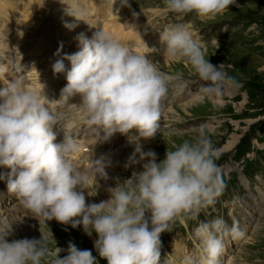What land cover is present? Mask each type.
Listing matches in <instances>:
<instances>
[{
	"label": "clouds",
	"instance_id": "9594fccd",
	"mask_svg": "<svg viewBox=\"0 0 264 264\" xmlns=\"http://www.w3.org/2000/svg\"><path fill=\"white\" fill-rule=\"evenodd\" d=\"M120 2L128 5V0ZM236 3L237 0H163L165 12L194 13L207 20ZM75 26L64 24L69 30ZM76 40L78 51L61 55V43L54 53L58 58L51 65L52 71L64 74L67 81L59 100L64 107L83 110L85 124L98 133L96 142L136 129L138 137L131 138L135 147L128 162H146L141 171L109 187V199L86 204L83 190L90 182L97 186V177L108 178L106 168L110 162L88 159L85 167L70 159L78 144L67 133L55 142L61 114L48 107L45 86L29 89L23 80L14 79L0 88V167L11 170L7 189L16 194L20 206L44 222L55 219L73 229L82 226L88 236L94 232V249L107 264H158L161 233L170 232L177 221L184 224L198 220L201 211L213 206L223 194L226 183L216 162L219 152L201 125L194 140L182 141L157 162L156 153L144 151L139 138L155 137L160 128L162 101L170 88L183 93L188 82L179 74L160 71L146 53L134 51L109 31L99 29L91 38L80 33ZM160 41L172 60L185 61L204 82L198 89L200 97L221 98L226 88L237 85L225 71L224 63L213 65L205 58L199 42L185 25L166 27L160 31ZM65 61L70 67L66 68ZM3 78L4 75L0 80ZM74 96L80 97L79 106L69 103ZM4 179L5 174L0 173V180ZM88 195L91 196L89 192ZM12 224L0 217V264H98L90 250H81L72 242L63 258L58 255L60 248L50 251L42 238L9 242L6 238L11 235ZM194 235L200 243L199 255L185 256L182 264H220L225 240L241 239L245 232L238 221L233 220L229 226L223 218H215L199 221Z\"/></svg>",
	"mask_w": 264,
	"mask_h": 264
},
{
	"label": "rangeland",
	"instance_id": "374dc122",
	"mask_svg": "<svg viewBox=\"0 0 264 264\" xmlns=\"http://www.w3.org/2000/svg\"><path fill=\"white\" fill-rule=\"evenodd\" d=\"M27 1L33 8L30 14L25 16L24 10L21 9ZM37 1L13 0L15 4H12L15 9L11 8L13 16L6 21V25L0 18L2 22L0 30L5 26L10 39L8 49L2 54V56L7 54L6 60L0 59L2 75L8 76L7 82H0V88H5L7 83L14 79H21L27 88L39 90L47 74L52 71L49 70V63L45 61L43 53L35 54V47L38 44V37L35 35L39 30H44L45 34L49 33V37H52L50 33L53 35L58 31L51 20L41 19L39 8L42 7ZM74 1L76 6L83 7L84 2ZM108 2L112 3L113 8L121 10L122 17L119 21L123 24V30L129 31V35L135 38L141 35L142 39L148 36L150 39L160 40V31L166 27L173 24L185 25L199 42L205 58L213 65L224 63L227 74L237 81L236 86L225 89L221 98L200 97L198 89L204 82L194 73L191 66L183 60L174 61L168 55L163 61L162 56L154 49V43L151 46L154 51L149 53V59L156 62L157 68L170 75L179 74L188 82V87L180 94L170 88L167 97L162 101L159 132L153 139L139 138L143 150L154 151L157 162H160L167 150H173L174 146H178L184 140H194L197 136L196 129L203 125L213 146L219 152V159L216 162L222 168L226 183L223 194L217 198L213 206L201 211L198 220L186 221L184 224L177 221L171 226L170 232L161 233L158 263L167 259L169 264H182L185 256L198 257L200 243L194 235L198 222L223 218L229 226L233 220L238 221L245 236L237 240H225V251L220 264H264V0H237L236 5H230L227 11L211 20L200 18L194 13L177 15L165 12L163 0H128L127 6L122 5L120 0ZM57 9L60 12L64 11L59 7ZM113 13L111 10L105 20L118 19ZM85 14L100 28L109 30L108 25L99 24L91 13L85 11ZM41 21L45 23L41 25ZM45 24L50 25L44 26ZM73 37H76V34ZM57 44L50 46L55 49ZM47 49L48 47L44 48V51ZM51 57L50 55L47 60ZM55 107L60 108L58 100L55 101ZM71 119L74 121L76 127L74 131L77 135L73 140L80 141V131L86 125L83 110H79ZM132 130L127 133V138H122L118 145L113 147L111 155L109 153L101 157L87 158L86 165L88 159L110 162V166L106 168L107 177L110 178L107 180L97 177V186L90 182L88 189L83 190L86 204L109 199L107 191L109 187H115L117 183L130 178L133 172L138 173L142 170V163L146 161L137 164L128 162V157L135 147L131 138L138 137L137 134L133 135L135 131ZM76 143L79 149L81 144ZM233 144H235L233 148L229 149ZM120 155L124 157H119ZM126 164L128 167H125ZM248 167H252L253 172L245 178L241 171ZM16 203L14 207H8V213H15L21 207L19 202ZM32 219L12 224L13 231H27L25 234L28 239L42 238L50 251H54L56 247L60 248L61 252L58 254L60 258L67 254L68 243L72 242L81 250H90L98 262L99 260L101 263L106 262L98 257L94 249L93 240L96 239L94 232L88 236L82 226L73 229L70 225H61L54 219L46 221L50 224L48 228L44 226L45 222L42 219ZM25 234L19 231L15 236L19 240L25 237ZM6 239L12 241V238Z\"/></svg>",
	"mask_w": 264,
	"mask_h": 264
},
{
	"label": "bare ground",
	"instance_id": "6f19581e",
	"mask_svg": "<svg viewBox=\"0 0 264 264\" xmlns=\"http://www.w3.org/2000/svg\"><path fill=\"white\" fill-rule=\"evenodd\" d=\"M13 0H0V17L2 13H4V15H7V14H10V11L7 9V6H9L10 8H13L12 6L15 5L13 2ZM40 2V6L41 7H44L45 10H41V13H42V17H49L48 18V21L51 20L52 23H53V26L55 28H57L56 30L58 31L57 33H55V38L57 40H61L60 43L63 44V46H65L66 48L67 47H70L74 50H79L78 48V41L76 40V37L78 34L80 33H83L86 37L88 38H91L92 34L95 32L94 30H89V23L90 21H88L85 17H86V14H85V11L88 12L89 10L93 11V14L98 16L99 18H101L102 20L105 21V17L106 15L108 14V11L109 9L111 8L110 5L108 4H103L101 3L99 0H83L84 2V5L83 7H80V6H76L75 4V1L74 0H38ZM37 1V2H38ZM10 2L13 4L11 5ZM28 3V4H27ZM17 4V3H16ZM18 6V5H16ZM24 6V5H23ZM36 6V5H35ZM57 7L63 9L64 11L63 12H60ZM32 8L33 7H30V3L27 1L25 6L23 7V9L21 10H24V14L25 16L26 15H29L30 12L32 11ZM39 8V7H37ZM15 9V8H13ZM39 10V9H37ZM6 11V12H4ZM69 12L73 13V14H77L76 16L81 19V20H78L76 19L75 17L71 16L69 14ZM121 12V11H120ZM116 15L119 17L118 19H113V20H110L107 25L109 28V30H104V31H109L111 32L118 40L122 41V42H126V43H130L129 45L133 47L134 51H137L139 53H146V56L149 55V53L152 52V49H151V46L153 45L154 42L151 41V39L149 40L148 36L145 37V40L144 41H141V35H139V38H135L133 36H130L129 33H127L126 31L122 30L123 29V24L119 21L120 17H121V14L119 12H116ZM25 19V18H24ZM1 20V19H0ZM12 22V21H11ZM24 22V21H23ZM21 22V23H23ZM65 22L67 23H72V24H75L76 26L74 28H76V30H69L67 29L66 27H64V24ZM2 23V22H0ZM43 23L45 22H41V24L43 25ZM4 25H6L5 23H3ZM12 24V23H11ZM25 24V23H24ZM50 24H45L44 26H49ZM52 26V27H53ZM5 27V26H4ZM12 27V25H11ZM24 27H26V25H24ZM53 27V28H54ZM18 28V27H17ZM21 28V27H19ZM47 28V27H46ZM52 28V29H53ZM49 29V28H48ZM8 30V29H7ZM23 30V29H22ZM55 30V32H56ZM103 30V28H102ZM38 31V30H37ZM41 31H44V30H41ZM71 31L75 32L74 34H76V37H73V35L70 33ZM7 31H4V30H0V58H3L5 59L6 58V55L4 54V56H2V54L4 53L3 51L7 50L8 49V45L5 44V43H2L3 41H5L6 39L4 38V33H6ZM21 32V31H20ZM9 33V32H8ZM19 33V32H18ZM34 33V32H33ZM53 33V32H52ZM22 34V33H21ZM20 34V35H21ZM24 34V33H23ZM40 33H38L37 35L35 36H39ZM49 34V33H48ZM48 34H41V38L38 37V40L42 41L43 37L45 36V39L48 41V42H41L40 46L36 45L35 47V50H37L35 52V54L37 52L40 51V48L43 47L44 45H48L49 42L51 44V38L49 37ZM8 35V34H7ZM14 35V34H12ZM60 35V39L59 36ZM129 35V36H128ZM9 36V35H8ZM24 37V35H22ZM26 36V35H25ZM50 36L51 33H50ZM14 37V36H13ZM18 38V37H17ZM16 38V39H17ZM129 38V40H128ZM34 39V38H33ZM23 40V39H22ZM35 41L36 38H35ZM14 42V41H13ZM18 42V41H17ZM25 42V41H24ZM38 42V41H37ZM10 44V43H9ZM20 44V43H19ZM23 44V42H22ZM33 44V43H31ZM37 44V43H36ZM145 44V45H144ZM13 46V45H11ZM15 46V45H14ZM29 46V45H28ZM148 47V52L146 51ZM22 47V45H21ZM143 47V48H142ZM20 48V47H19ZM11 49V48H10ZM17 49V48H16ZM29 49V48H28ZM20 50V49H19ZM22 50V49H21ZM11 51V50H10ZM16 51V50H15ZM27 51V50H26ZM33 52V51H32ZM159 55L162 56V60L164 61L165 59L164 58H167V53L165 51V48H161L160 50L157 51ZM28 53V52H27ZM166 53V55H165ZM19 54H21V52H19ZM32 54V53H30ZM44 54V53H43ZM25 55V54H24ZM33 55V54H32ZM29 56V55H28ZM35 56V55H33ZM22 57V56H21ZM31 57V56H30ZM37 57H40V56H37ZM148 57V56H147ZM25 58V57H24ZM27 59V58H26ZM29 59V58H28ZM6 60V59H5ZM30 61V59H29ZM33 64V63H32ZM3 68V67H2ZM1 68V69H2ZM3 71V70H2ZM4 73V72H3ZM4 75V78L2 80H0V82L4 83V82H7V77L5 74ZM2 75V72L0 71V77L3 76ZM60 76V75H59ZM61 78V76L59 77ZM50 84L51 82H48V85H47V88L45 90L44 88V94L48 95L49 94V89H51L50 87ZM3 85V84H2ZM4 87V86H3ZM52 91V89H51ZM231 91V90H230ZM52 94H54V92H51ZM59 96V95H58ZM75 100V104L76 105H79L81 103V99L80 97L78 96L77 98L74 99ZM70 102H73V99L69 100ZM87 126V125H85ZM74 126L73 124L70 122V119L68 117V115H61L60 118L58 119V124H57V131H58V135L57 136H60L61 135V139H63V135L64 133H67L69 135H71L74 131ZM84 131H85V135L83 138H88V142H89V145L92 144V142L97 138V135H94V134H98L97 131L93 128V127H88L87 129L84 128ZM120 133H115L108 141L104 142L103 144H101L99 147H98V150H97V153H95V157L97 156H100L101 154L103 153H107L109 151H111L114 147V145L117 143L118 141V135ZM100 135L102 136L103 133L101 132ZM134 136L136 135V133L133 134ZM73 138V137H72ZM58 139V138H57ZM235 144H233L232 146H230L229 149L233 148ZM229 146V145H228ZM95 146H92L91 149H94ZM228 149V150H229ZM226 151V150H225ZM94 153V152H93ZM83 154L82 151H79L78 154L75 153V155L73 156V158H70L72 159L73 161H75L77 163V160L80 159V156ZM119 157H124L123 156H119ZM87 162V161H86ZM86 162L84 164H78V165H81V166H87L86 165ZM11 170L6 168V167H0V173H4L5 174V179L4 180H0V197L3 196V191H5V189H7V174L10 172ZM110 177H108L109 179ZM107 179V180H108ZM98 180V178H97ZM98 182V181H97ZM93 183V182H92ZM95 183V182H94ZM91 184V183H90ZM89 187V186H88ZM7 193H9L7 195V198H10L11 197V194L8 189H7ZM18 203V202H17ZM16 203V204H17ZM8 205V204H7ZM15 205V204H14ZM12 207V206H11ZM14 207V206H13ZM16 208V207H15ZM13 208H11L12 210ZM17 211L21 212V213H24V214H27V211L23 208H21L20 210L17 209ZM31 216V217H29ZM0 217H4V218H8L7 221L10 222V223H13V224H16L18 222H25V221H29L31 220L32 218H35L32 214H29L25 217H21V215L17 216V213H15V217L13 215H11L10 213H8V211L6 212H3ZM33 220V219H32ZM55 220V219H54ZM35 222V220H33ZM32 222V221H31ZM38 221H36L37 223ZM56 222V221H55ZM22 224V223H21ZM38 224V223H37ZM59 224V223H58ZM62 225V224H61ZM45 227H50V224L48 222L45 221ZM59 226V225H58ZM68 226V225H67ZM66 226V227H67ZM37 227V226H36ZM18 228V227H16ZM15 228V229H16ZM62 228V227H61ZM20 229V228H19ZM45 229V228H44ZM65 229V227L63 228ZM19 231H23L24 234L27 233V231H24V230H19ZM19 231H13V227H12V232H11V235H9L7 238H12L11 240H14L16 238V233L19 232ZM27 236L25 234V237H21V239H25ZM96 237V236H95ZM14 238V239H13ZM92 239V238H91ZM10 240V239H9ZM10 240V241H11ZM94 241V240H93ZM76 242V241H75ZM93 254V253H92ZM94 255V254H93Z\"/></svg>",
	"mask_w": 264,
	"mask_h": 264
}]
</instances>
